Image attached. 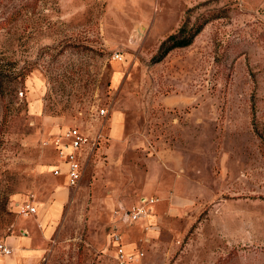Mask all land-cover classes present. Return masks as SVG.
Segmentation results:
<instances>
[{
  "label": "rangeland",
  "instance_id": "obj_1",
  "mask_svg": "<svg viewBox=\"0 0 264 264\" xmlns=\"http://www.w3.org/2000/svg\"><path fill=\"white\" fill-rule=\"evenodd\" d=\"M0 66V264H264V0H0Z\"/></svg>",
  "mask_w": 264,
  "mask_h": 264
},
{
  "label": "built area",
  "instance_id": "obj_2",
  "mask_svg": "<svg viewBox=\"0 0 264 264\" xmlns=\"http://www.w3.org/2000/svg\"><path fill=\"white\" fill-rule=\"evenodd\" d=\"M105 110H102L104 112ZM99 137L95 138V144ZM93 138L88 134L82 132L78 128L68 129L62 137L57 141V149L62 159L63 167H58L54 170L56 175H64L69 186H77L83 175L84 166L82 162L83 149L91 145ZM36 207L30 204L21 205L20 212L30 214L36 212ZM146 215L144 207H134L125 211L123 218L125 221H136ZM114 243L116 245L117 259L119 264H135L139 262L144 256L142 251L127 250L121 241L118 233L113 235ZM0 252L9 255L12 249L0 243Z\"/></svg>",
  "mask_w": 264,
  "mask_h": 264
},
{
  "label": "trees",
  "instance_id": "obj_3",
  "mask_svg": "<svg viewBox=\"0 0 264 264\" xmlns=\"http://www.w3.org/2000/svg\"><path fill=\"white\" fill-rule=\"evenodd\" d=\"M202 30V27H198L189 37L186 36H170L167 41H165L160 49V54L158 59L164 58L170 51L175 48L186 47L190 45L193 41V38ZM5 70L2 66H0V93L2 95L6 94V86L9 81H12L13 77L8 73H5ZM21 77V82L24 83L26 77L28 75V70L21 71L18 73V76Z\"/></svg>",
  "mask_w": 264,
  "mask_h": 264
},
{
  "label": "crops",
  "instance_id": "obj_4",
  "mask_svg": "<svg viewBox=\"0 0 264 264\" xmlns=\"http://www.w3.org/2000/svg\"><path fill=\"white\" fill-rule=\"evenodd\" d=\"M65 194H66V192H64L63 190H60L59 192H58V195H59V200L61 201V199H64V197H65ZM7 243L9 244V245H11V246H13V245H15L16 243H19L20 244V240L19 241H17L16 239H14L13 237H11V238H8L7 239ZM23 243H24V241H23ZM27 250H23V252H26ZM27 254L25 253V254H20V256H19V259H15L14 258V261L12 260V264H27V263H29L28 262V260H27V258H29V256L27 257Z\"/></svg>",
  "mask_w": 264,
  "mask_h": 264
}]
</instances>
